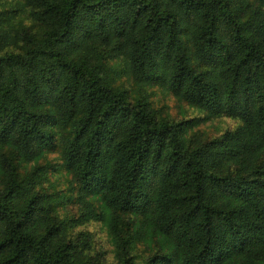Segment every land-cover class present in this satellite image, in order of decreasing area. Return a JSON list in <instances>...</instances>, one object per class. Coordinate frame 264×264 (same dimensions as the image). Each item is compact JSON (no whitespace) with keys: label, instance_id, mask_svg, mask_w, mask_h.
I'll return each instance as SVG.
<instances>
[{"label":"trees","instance_id":"1","mask_svg":"<svg viewBox=\"0 0 264 264\" xmlns=\"http://www.w3.org/2000/svg\"><path fill=\"white\" fill-rule=\"evenodd\" d=\"M6 2L0 264H264V0ZM158 86L237 125L204 137ZM54 152L78 217L43 189ZM92 221L113 260L71 231Z\"/></svg>","mask_w":264,"mask_h":264},{"label":"rangeland","instance_id":"2","mask_svg":"<svg viewBox=\"0 0 264 264\" xmlns=\"http://www.w3.org/2000/svg\"><path fill=\"white\" fill-rule=\"evenodd\" d=\"M6 2L7 0H0ZM9 1V0H8ZM6 5V6H5ZM9 2L0 4V7H8ZM127 85L131 87L130 82ZM152 100L156 108H164L165 116H170L177 119H187L194 122L192 128L196 132L201 133L206 137H215L222 134L225 130L235 127L237 122L234 119L225 116L209 117L206 112H200L197 109L191 108L187 104L179 102L172 95L167 94L161 87H156L152 90ZM196 122V123H195ZM204 136V137H205ZM40 165L46 167L45 176L42 179L43 189L52 194L53 197L61 202L60 216L78 217L82 212L78 189L71 181V176L64 167H61V160L58 152L49 153L47 157L41 161ZM24 170L22 175H24ZM75 238L79 235L92 243V254L104 252V256L108 261L114 258V247L106 232H104L100 224L97 222H89L83 225H78L71 229Z\"/></svg>","mask_w":264,"mask_h":264}]
</instances>
